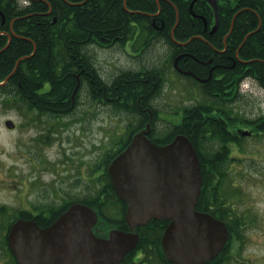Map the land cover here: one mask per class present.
<instances>
[{
    "label": "trees",
    "instance_id": "16d2710c",
    "mask_svg": "<svg viewBox=\"0 0 264 264\" xmlns=\"http://www.w3.org/2000/svg\"><path fill=\"white\" fill-rule=\"evenodd\" d=\"M49 1L50 4L46 1L34 0L21 5L9 0H0V11L5 17L3 24H1L0 15V30H8L10 18L14 15L19 16L12 23L13 33L9 45L0 52V81L12 70L18 58L29 55L35 47L31 56L23 57L19 60L16 69L7 82L0 86V93L4 96L2 101L4 105L19 104L24 106L26 104L28 109L43 111L46 115L56 117L59 116L58 113H62L59 109L64 105V101L56 97V95L58 96L61 93L60 79L62 78V73L70 69L68 64L70 58L68 50L65 48L68 38L72 36L69 30L75 29L77 35L80 36L82 31L99 29L102 27L100 24L103 20L111 19L113 21V16L116 18L119 12L125 14L127 11L122 7V0H89L83 5L84 8H80L78 5L72 6L64 0ZM171 1L176 8L170 3L160 1L161 12L170 16L171 25H173L176 18V10L178 11V23L175 27V33L178 37L180 30L191 27L188 22L189 0ZM230 1L237 2L235 10L243 6L249 7V9H242L236 13L232 29L225 39L228 45L231 44L233 46L230 51L232 54L242 42L245 32L249 29L253 30L259 25L257 30L246 36L244 42L238 48V57L248 61L244 63L237 61L234 68L231 70L227 69L226 74L219 79L211 77L207 82L200 83L199 88H201L205 97L197 102L195 107L187 111L181 124L158 133H156V128H153L151 132V138L156 142L162 143L171 140L177 133L189 137L200 161L202 179L201 191L195 208L199 205L200 210H206L214 214L215 209L211 206H218L220 218L224 220L229 214L225 212L227 207L224 206L228 205L227 197L220 192L222 190L220 166L226 164L227 155L226 149L216 146V142H226L234 139V136L224 128V119L228 121L230 116L227 114H214L212 110H223L224 106L220 101L222 100L220 99V96H222L221 92L227 89L226 84L234 74L236 84L240 77L249 75L260 86L264 87V0H225L220 2L218 4V41H212V44L219 47L223 45L222 36L229 30L231 19L235 12L229 8L231 6ZM125 3L129 9L155 10L156 8L154 0H125ZM49 6L51 7L50 14H43L48 10ZM193 10H196V4L193 5ZM69 11H73L75 14L70 16ZM199 12L207 20L211 17L212 10L205 3V0H199ZM83 13L89 14L90 18L85 14L83 15ZM53 16H55L54 22H52ZM14 33L20 34L24 38L17 37L13 35ZM57 34L60 35L57 36ZM59 37L62 39L61 41L58 40ZM5 43V37L0 35V47ZM57 46L62 47V50H59L60 52L55 51ZM201 57L207 58L206 55ZM130 75L132 76L133 72L122 70L119 76L113 80V82L117 83L118 79H123L120 80L122 88L116 91L120 98L112 102L111 107L115 110L121 109L128 114L135 115L137 120L127 124V132L124 134V138L116 136V141L113 143L128 140L130 132L141 127L143 122L148 119V115L140 110L138 106V103H142L143 100L147 104L150 101L146 96L142 97L146 94V85L142 81L131 85L125 82L124 79L128 80ZM203 75L205 76V73ZM47 80L51 83L50 96L48 94L42 98L31 97L28 99L24 97L25 91L32 92L38 83ZM115 83L108 86L109 91L114 92L115 88L113 86H115ZM63 84L69 85L66 80H63ZM158 88L159 86L157 87V92ZM235 88V92H237V85H235ZM52 95L55 96L52 97ZM233 119L239 123L252 125L255 129L262 130L264 134L263 115L245 121L236 116ZM228 124H233V122L230 121ZM235 139L237 140V137ZM219 173L221 174L219 175ZM98 184L99 187L90 194L84 193L80 196L64 199L60 205L44 204L41 207H37L35 213L16 208L12 213L8 214V211L1 206L0 218L3 221L2 223L9 222L10 219L12 220L16 217H31L40 222H49L63 211L70 202L80 201L94 208L98 216L97 227L102 229V231H106L110 227L127 230L128 228L123 218L126 204L117 197L108 178L100 180ZM238 220V217L234 216L230 221L226 220L231 236L236 238L241 237V229L235 225ZM242 220L240 219V222ZM231 221L234 225L230 223ZM166 223L167 221L163 219H151L146 224L137 226L139 241L123 261L129 260L132 263L130 255L133 252H138L140 253L138 264H171L165 258L160 242ZM224 253L225 250L204 264H223L228 259ZM122 262L119 264H123ZM13 264L16 263L13 262Z\"/></svg>",
    "mask_w": 264,
    "mask_h": 264
},
{
    "label": "flooded vegetation",
    "instance_id": "af4514ba",
    "mask_svg": "<svg viewBox=\"0 0 264 264\" xmlns=\"http://www.w3.org/2000/svg\"><path fill=\"white\" fill-rule=\"evenodd\" d=\"M9 1L22 5L34 0ZM41 1H46L48 4H50L49 0ZM86 1L89 0H72V2H74L73 5H78L80 6V8L83 7ZM123 1L124 0H122V7L125 9V7L123 6ZM160 1L172 4L171 0H154V2L156 3L155 10L131 8L129 9L130 11L126 10L127 12L125 14L119 12L118 16L114 18L115 22L111 21V19L103 20L100 24L102 26L101 28L95 30H84L81 32L82 35L80 36L77 35V31L75 29L69 30L72 36L68 38L65 48L68 50V56L70 58L68 62L70 69L62 73V78L60 79L61 84L59 85L61 93L58 96L56 95V97H59L62 99V101H64V105L59 109L62 113H58L61 118L68 117L70 120H72V122H78L79 124L87 123V116L88 119L91 118V112L93 108L111 106L112 102L120 98V95L116 91L122 88L120 85V80L123 79H118L117 83L113 82V80L115 79V77L119 76V73L122 70L133 72V75H130V78H128V80L124 79L125 82H128L131 85L138 84L140 81H142V83L146 85V94H142L143 96H141H146L147 99L150 100L148 104L144 100L142 101V103H138L140 110L148 115V119L143 122V125L141 127L130 132L128 140L113 143V145L109 147L108 151L106 152V149L104 150V146L106 145L105 143H103L104 141L97 144V147H95L96 144L93 145L95 149L98 148L100 150V152L96 153V156L94 155L98 163L96 162L95 166L91 167V169L97 167L92 170L91 178H93L94 181L108 178L106 165L109 159L126 147L134 131L144 128L146 124L149 123L150 130L147 133V137L151 138L152 129L156 128L155 119L157 117H160V112L154 104L156 98L155 92H157L158 86V91L161 92L162 86L166 84L165 91L167 96V112L165 114H162L164 116L162 118L165 120L164 123L167 127L173 128L175 125L181 124L183 117L187 114V111L195 107L197 102L203 99V92L201 91V88H199V84L203 82L200 81L199 78H208L209 80L211 77H213V79H219L226 74L227 69L231 70L232 68H234L237 61L241 63L245 62L243 59L238 57V48L240 47L242 42L237 46L232 54L230 51L232 50L233 46L231 44L228 45L225 42V39L228 35L227 33L222 36V47L212 44V41H218L217 28L212 30L214 24V13L212 11L211 17L209 18V20H207L204 15L199 12V0H195L192 3L191 10L188 4V22L190 23L191 27L180 30L178 32V37L175 33V27L177 26V24L173 28L175 22L173 23V25H171L170 16L165 14L164 12H161ZM216 1L217 4H219L220 2H224L225 0ZM190 2L191 0H189V3ZM205 3L212 10V7L208 4L207 0H205ZM194 4H196V10H193ZM236 6L237 2H231V6L229 8L235 11L233 15H235L242 9H249V7L243 6L235 10ZM84 14L85 13H83V15ZM85 15L90 18L89 14ZM18 17L19 16L14 15L10 18L8 30H0V35H3L5 37L6 43L8 41L10 43L11 41L13 33L12 23ZM4 20L5 17L2 14L1 24H3ZM251 33H253L251 29L247 30V32H245L244 34L243 39L245 38V36ZM13 35L24 38V36L20 34L14 33ZM59 35L60 34H57V36ZM58 40L61 41L62 39L59 37ZM4 45L1 46L0 49H2ZM94 46L101 47L102 50L116 53L120 49V51L122 50L121 52L128 55L129 60L127 62L130 64L126 66L121 65L117 73H114L111 76L110 80H106L103 78L102 74L96 67L94 54L92 52V47ZM160 46L164 49V52H166L167 64H162L161 67L139 66V61L142 60L141 58H143L144 53L152 51L154 47ZM59 50H62V47L57 46L55 51L60 52ZM60 55L64 57L62 53H60ZM202 55H206L207 58H202ZM136 56H138V58H136ZM185 71H191L192 74H186L184 73ZM204 73L205 76L203 75ZM168 76L170 78H168ZM63 80H66L69 85L66 86L65 84H63ZM181 81H186L187 83H185V85H182ZM113 83H115V86H113L115 90L114 92H111L108 90V86ZM189 83L191 84L190 89L188 85ZM235 85L238 86V82L236 84L234 74L226 84L227 89L221 92L222 96H220V99L222 100L220 101L224 106L223 110H212L214 114L219 113L223 115L227 114L228 116H230V119L228 121L224 119V128H226V131H228V133L234 136V139L228 140L226 142H216L218 147H224L228 151V155L229 152L233 150V148H238L240 139L243 136L261 137L260 135L263 134L262 130L256 131L255 127L252 125L235 123L233 117L236 113V103L245 95L239 92L236 93ZM50 89L51 83L49 82V80L43 82L41 81L37 84L32 92L25 91L24 97L27 99L31 97L42 98L49 94ZM188 89L191 92H189ZM54 96L55 95H52V97ZM112 110L116 113L123 112V110L121 109ZM36 112H38L40 116L44 115L43 111L36 110ZM262 115L264 116V114ZM126 117H128L129 119H134V122H136L137 120V117L135 115L134 117L131 116L130 113ZM230 121L234 122V124H228V122ZM124 128V131L126 133L127 124ZM242 130H248L249 133L243 134ZM119 137L124 138V134H122V136H120L119 134ZM236 137L237 140L235 139ZM115 150L116 152H114ZM229 159H231L230 156L226 158V163L227 161H229ZM77 167H80L79 169L77 168V170L79 171V173H82L80 177L85 178L87 176V172L82 171V168H85V161L79 162V165ZM220 174L221 173H219V175ZM87 178L90 179L89 176ZM220 192L223 194L231 195L230 199L227 198L228 205H224L225 207H227L225 212L229 214L226 217V220L230 221L233 216L238 217L239 219L238 221H236L237 223L235 225L241 229V237H233L228 244V247L226 246L224 253L227 258L228 256L235 258V253L237 251H232V248H234V246L237 247V245L240 244L241 241L247 242L248 240H251V235L258 237L257 233L253 232V230H258V228H261L263 220L260 217H257L256 213H252L250 205H248L246 201H240L239 196L236 195L233 190L225 191V193L223 192V190H221ZM237 202L243 203L242 210H239V208L237 207ZM211 207L215 209V213L213 215L216 218L225 221L226 223V220L220 218L218 206L213 205ZM196 210H200L199 205ZM240 219L243 220L240 222ZM230 223L233 224L232 221ZM12 224L13 222H11L10 224H4L5 228L3 234L5 235V237L2 239L1 243L4 244L5 248L8 250V253L11 252L8 237ZM37 224L40 227H47L51 224V221H37ZM93 232L99 237H106L108 234V232L102 231V229H99L97 226L93 228ZM71 234L73 235L72 232ZM73 238L75 239V236ZM130 257L132 258L130 259L132 260V263H130L129 260H126L125 262L123 261L122 263L138 264L140 253L133 252ZM225 263L226 261L223 264ZM41 264H50V262L46 260Z\"/></svg>",
    "mask_w": 264,
    "mask_h": 264
},
{
    "label": "rangeland",
    "instance_id": "374dc122",
    "mask_svg": "<svg viewBox=\"0 0 264 264\" xmlns=\"http://www.w3.org/2000/svg\"><path fill=\"white\" fill-rule=\"evenodd\" d=\"M121 51L116 53L92 47L96 67L104 79L110 80L121 65L130 64L128 55ZM141 59L139 66L143 67L167 64L166 52L161 46L144 53ZM188 85L190 89L191 84ZM165 88L166 84L161 92H156L153 100L160 112V117L155 119L156 133L170 129L162 118L167 112ZM239 93L246 96L239 97L234 116L247 120L264 114L263 88L256 86L252 91L240 90ZM3 97L0 93V207L3 206L8 214L16 208L35 213L37 207L44 204L60 205L64 199L94 192L100 181L91 178L92 170L97 168L91 169L97 162L94 155L100 152L95 147L104 141V150L108 151L116 136L125 134V125L134 122L124 111L116 113L111 107H98L93 108L91 118L87 116V123L79 124L68 117L40 116L36 110H27L26 105H4ZM5 119H11L16 127L7 130L3 123ZM226 155L231 159L220 166L223 192L233 190L263 223L261 228L253 230L258 237L251 235L252 241H242L234 246L235 258L228 256L225 264H264V137L243 136L238 148H233L229 155L226 150ZM84 161L82 171H86L87 176L82 178L77 166ZM242 204L236 203L239 210H242ZM2 222L0 218V229ZM2 236L3 231H0V240ZM1 243L2 240L0 264H13Z\"/></svg>",
    "mask_w": 264,
    "mask_h": 264
},
{
    "label": "water",
    "instance_id": "95a60500",
    "mask_svg": "<svg viewBox=\"0 0 264 264\" xmlns=\"http://www.w3.org/2000/svg\"><path fill=\"white\" fill-rule=\"evenodd\" d=\"M207 1L214 11V30L218 25L217 3ZM4 124L14 127L10 119ZM149 130L147 123L135 131L127 146L106 167L117 196L127 205L124 221L130 230L112 228L107 237L95 236L92 228L97 214L81 202L71 203L44 228L34 219L18 218L8 239L20 264H41L46 260L50 264H117L138 242L135 227L152 218L169 220L161 245L173 263L202 264L221 251L228 237L225 224L209 213L195 210L202 180L200 162L190 139L177 134L171 141L159 144L147 137Z\"/></svg>",
    "mask_w": 264,
    "mask_h": 264
},
{
    "label": "bare ground",
    "instance_id": "6f19581e",
    "mask_svg": "<svg viewBox=\"0 0 264 264\" xmlns=\"http://www.w3.org/2000/svg\"><path fill=\"white\" fill-rule=\"evenodd\" d=\"M70 2H71V5L73 6L74 2H72V0H70ZM86 2H87V1H86ZM82 8H84V7H82ZM43 14L48 15L47 12H44ZM69 14H70V16H73L75 13H73V11H69ZM114 18H115V16H113V21L115 22ZM252 31H253V30H252ZM253 32H254V31H253ZM245 38H246V36H245ZM245 38L242 40V43L244 42Z\"/></svg>",
    "mask_w": 264,
    "mask_h": 264
}]
</instances>
